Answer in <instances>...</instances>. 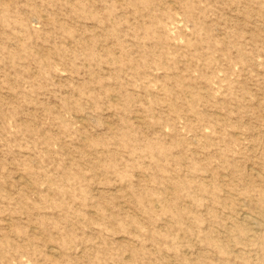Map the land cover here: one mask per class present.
I'll return each mask as SVG.
<instances>
[{"label":"rangeland","instance_id":"374dc122","mask_svg":"<svg viewBox=\"0 0 264 264\" xmlns=\"http://www.w3.org/2000/svg\"><path fill=\"white\" fill-rule=\"evenodd\" d=\"M0 264H264V0H0Z\"/></svg>","mask_w":264,"mask_h":264}]
</instances>
